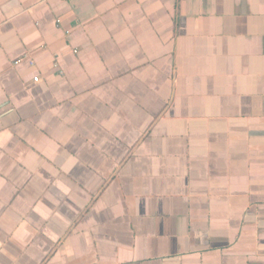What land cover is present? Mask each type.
Segmentation results:
<instances>
[{
    "label": "crops",
    "instance_id": "0c3cea01",
    "mask_svg": "<svg viewBox=\"0 0 264 264\" xmlns=\"http://www.w3.org/2000/svg\"><path fill=\"white\" fill-rule=\"evenodd\" d=\"M0 264H264V0H0Z\"/></svg>",
    "mask_w": 264,
    "mask_h": 264
}]
</instances>
